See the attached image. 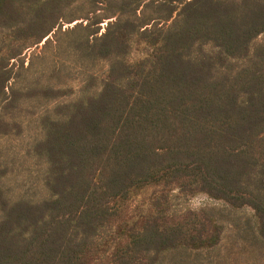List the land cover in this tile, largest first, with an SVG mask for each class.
I'll return each mask as SVG.
<instances>
[{"label":"trees","instance_id":"1","mask_svg":"<svg viewBox=\"0 0 264 264\" xmlns=\"http://www.w3.org/2000/svg\"><path fill=\"white\" fill-rule=\"evenodd\" d=\"M78 19L56 36L75 90L68 60L25 54ZM262 33L264 0H0V139L35 126L25 156L43 166L20 178L0 148V264H188L168 255L230 228L264 264ZM199 194L221 205L184 207Z\"/></svg>","mask_w":264,"mask_h":264},{"label":"rangeland","instance_id":"2","mask_svg":"<svg viewBox=\"0 0 264 264\" xmlns=\"http://www.w3.org/2000/svg\"><path fill=\"white\" fill-rule=\"evenodd\" d=\"M104 3H100V6H103ZM109 19L106 20L104 23L100 24L99 33L97 35H102L104 32H106L107 27L109 23L113 20ZM84 22L85 24L90 23L88 20L84 19H78L71 23L64 22L62 25H60L58 28L53 31V33L48 36L41 44L34 46L30 50H28L25 54L26 57V66L29 65L31 57L35 54H41L45 56L44 58H41L36 61V66L40 68L41 70H44V68L53 66L54 63L59 62L61 59L66 62V66L72 70V76H63L64 81L68 82L71 86L75 88V90H78L80 81L83 78V72L84 69H78L77 66H80L82 64L77 63V61L71 60L72 58L70 55H68V52H63L62 54H58L56 46L57 44V33H59V30L62 28L64 31L67 29H71L74 26ZM52 41L48 48L46 49L45 53L44 51V45L47 43V41ZM65 47H66V41H64ZM264 43V33H262L255 41V44ZM71 59H70V58ZM64 64V63H63ZM109 67V61L108 60H96L95 62L89 64V70L96 74L95 76H105L106 71ZM25 116L32 115L30 112H25ZM36 123V122H34ZM27 131V134L19 139H0V148L6 149V154L8 155H14L15 153H21L20 157H22V166L18 167V174L20 175V178L26 179V177H30V175L35 176L34 174L39 175V169L43 168L42 164L35 165L32 160L26 158L25 152L27 147L32 143V140L37 135L38 130H36L35 126L30 127ZM8 155V156H9ZM17 175V173L15 174ZM14 179H7V184L12 186L14 190H20L23 188L25 183H22L21 185H15L13 182ZM214 205H221V202H218L216 200L211 199L207 195L199 194L192 199H190L188 202H184V207L191 208V209H201L203 207L208 206H214ZM237 215L241 216V219L248 220V218H252L253 214L251 210H245L242 212H239ZM248 241L237 234V231L233 228H230L225 236L224 244L221 248H219L216 251L213 252H200V251H181V252H174L168 255V259L171 261L179 262L186 261L188 264H245V262L248 260L249 255L246 252V248L248 245ZM230 252V259L228 260L226 258V253ZM263 253V252H261ZM259 258H261L260 254H258ZM223 260V262H220V260ZM227 259V261H225ZM180 261V262H181Z\"/></svg>","mask_w":264,"mask_h":264}]
</instances>
